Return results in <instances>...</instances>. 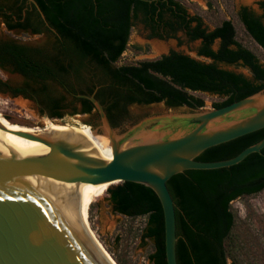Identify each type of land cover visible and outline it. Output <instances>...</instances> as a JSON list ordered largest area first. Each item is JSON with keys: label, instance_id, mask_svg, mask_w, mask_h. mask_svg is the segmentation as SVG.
Instances as JSON below:
<instances>
[{"label": "trees", "instance_id": "1", "mask_svg": "<svg viewBox=\"0 0 264 264\" xmlns=\"http://www.w3.org/2000/svg\"><path fill=\"white\" fill-rule=\"evenodd\" d=\"M34 2L53 31L54 42L40 54L30 53L12 41L0 42V68L2 61L10 63L9 72H17L23 79L14 93L28 89L50 118L77 112L97 116L90 101L74 93H93L115 127L126 115L128 105L161 102L169 108L197 109L203 106V100L192 92L198 91L216 95L218 99L210 106L217 108L264 87V62L237 37L230 20L222 18L207 29L201 16L189 13L180 0ZM256 4L258 14L240 5L235 15L246 35L264 52V0ZM134 22H142L151 30L149 36L160 39L177 31L188 40L200 39L195 53L207 61L169 50L153 59L114 65L125 49ZM86 58L98 64L107 78L98 77L96 83L88 81L91 70L84 64ZM220 63L241 66L249 75L225 69ZM2 86L6 82L0 79V90ZM77 103L80 109L75 108ZM5 121L11 123L4 117L0 119L1 124L11 126ZM21 127L30 131L27 126ZM263 134L264 128L246 133L204 149L195 159L229 158ZM260 151L230 166L186 169L166 180L174 209L176 264H237L230 236L235 217L230 202L264 189V146ZM105 192L113 211L143 219L139 238L152 241L147 260L166 264L162 211L154 192L130 181L108 185ZM116 263L124 264L118 259Z\"/></svg>", "mask_w": 264, "mask_h": 264}, {"label": "water", "instance_id": "2", "mask_svg": "<svg viewBox=\"0 0 264 264\" xmlns=\"http://www.w3.org/2000/svg\"><path fill=\"white\" fill-rule=\"evenodd\" d=\"M72 95L93 105L98 122L93 132L106 137L110 158L93 150L79 125L50 118L45 110L44 119L63 128L33 133L0 126L44 146L39 153L22 154L0 139V264H110L69 201L79 185L121 181L142 184L156 195L165 263L176 264L174 209L166 180L186 169L233 165L264 146L263 134L229 158L195 159L208 147L264 128V87L217 108L165 109L122 128L110 124L93 93Z\"/></svg>", "mask_w": 264, "mask_h": 264}, {"label": "rangeland", "instance_id": "3", "mask_svg": "<svg viewBox=\"0 0 264 264\" xmlns=\"http://www.w3.org/2000/svg\"><path fill=\"white\" fill-rule=\"evenodd\" d=\"M180 1L186 6L189 13H198L201 16L203 25L208 29L222 18L229 19L235 28L237 37L255 52L260 62H264V52L246 35L235 15V11L240 5H246L258 14L259 9L256 4L258 0ZM207 3H210V5H207ZM4 35L20 41H31L33 39L26 34L12 36L10 33L5 32L0 25V36ZM154 43L162 44L164 49L155 50ZM197 46L198 42L196 40H188L179 31L164 39L149 37L142 25L134 22L130 28L125 49L114 65L133 64L140 60L153 59L168 50H174L195 59L207 61V59L195 56L194 52ZM219 66L240 72L246 76L249 75L247 69L241 66L230 64H219ZM0 79L11 83L20 81L15 73L1 70ZM192 94L203 100V106L197 109H209L211 108L210 104L218 99L216 95L207 92L197 91L192 92ZM165 109L190 110L185 106L169 108L161 102L149 105L132 104L126 106V115L115 127H125L143 116L161 112ZM1 116L14 124L31 127L35 133L42 132L51 125L44 119L43 113L38 112L33 102L18 95H10L4 90H0ZM56 120L72 122L84 129H93L98 123L95 115L90 119L85 115L66 114ZM106 187L107 185L100 190L99 194L88 205L82 208L81 224L84 228H87V231L89 230L99 249L112 264H117L116 259L124 264H149L146 254L150 251V242L142 240L138 235L139 229L143 225V219L141 217L130 218L113 211L106 200ZM230 206L235 213L230 236L234 241V258L237 264H264V189L256 194L234 199L230 202ZM230 260L228 257L227 263Z\"/></svg>", "mask_w": 264, "mask_h": 264}, {"label": "flooded vegetation", "instance_id": "4", "mask_svg": "<svg viewBox=\"0 0 264 264\" xmlns=\"http://www.w3.org/2000/svg\"><path fill=\"white\" fill-rule=\"evenodd\" d=\"M18 12H19V16L17 17L16 15ZM138 23L142 25V27L147 32V35L149 36V33L151 32V30L148 27L144 26L142 22H138ZM0 25L3 27L5 32L10 33L12 36L14 35L16 36L17 34H26L28 36H31V38H33L32 39L33 41L32 40L31 41H20V40L11 38L7 35L0 36V42L12 41L17 45L23 46L30 53H35L36 51H39V54L42 53L44 49L46 50L47 48H50L49 46L55 40V35L53 31L47 25L43 16L40 15L35 5L29 2L28 0H25V1L24 0H0ZM7 27H10V28H7ZM149 37L157 38L154 36H149ZM157 39H160V38H157ZM161 39H164V38H161ZM195 40H198L197 42L199 45L200 39H195ZM213 45H214L213 48H215L216 43H214ZM198 57H202V56H198ZM2 64H3L2 65L3 68H0L1 71H5L8 73H15L20 78V81L17 83H11V82L5 81L6 86H2V90H4L10 95H15V96L18 95L24 99H28L36 105L37 103L35 102L34 96H32V94L30 93L28 89H25L22 92L14 93L13 89L20 87L22 85V82H23L22 76L17 72H9V69L12 68V65L10 63L2 61ZM84 64L89 70H91L90 78H88V81L90 80L91 82L92 80L93 83H96L97 81L96 78L103 77L104 79V77H106L104 75V71L102 70V68L95 62L90 61L89 59L86 58L84 59ZM220 64H223V63H220ZM116 66H119V65H116ZM75 108L80 109L81 108L80 104L78 103L75 104ZM37 109H39V107H37ZM41 109L43 113V110L45 109L42 106H41ZM74 114L85 115V116H88L90 119L92 118V116H94L92 113L88 114V113H83V112H80V113L77 112ZM149 242H150V247H151L149 252H151L152 251V241H149ZM149 264L151 263L149 262Z\"/></svg>", "mask_w": 264, "mask_h": 264}, {"label": "bare ground", "instance_id": "5", "mask_svg": "<svg viewBox=\"0 0 264 264\" xmlns=\"http://www.w3.org/2000/svg\"><path fill=\"white\" fill-rule=\"evenodd\" d=\"M154 48L157 51L164 49L163 45L158 44V43H154ZM5 123H8L12 127L3 125L1 123H0V126L7 128V129H10V130H22V131H28V132L35 133L34 130L29 128V127H27V128L30 129L31 131H29L27 129H23L24 127H21V125L12 124V122L9 123V122L5 121ZM48 123L51 125L46 130H43L42 132L51 131V130L57 129V128H63V127H58V126L54 125L53 123H50V122H48ZM20 124H22V123H20ZM22 125H25V124H22ZM29 126H31V125H29ZM32 126H34V125H32ZM79 129L81 130L79 133H81L85 137V139L87 140L89 145L93 148V150L99 156L106 158V159L110 158V148H109V145H108V142H107V139L105 136H103L101 134L99 135V134L94 133L93 132L94 128L93 129H84V128L79 127ZM0 139H2L4 141L12 144L13 146H15L22 154L39 153V152L43 151V149H44L43 144H41L37 141L27 139L25 137H22L20 135H17V134L8 132V131H5L3 129H0ZM105 185L108 186L109 184L104 182V183L84 184V185L77 186L71 194L72 200H71V203L69 201V205L70 206L72 205L74 208H76V210L80 212V216H81L82 208H84L86 205H88L89 202L94 197H96V195L99 194L100 190L104 189ZM64 192H66V191H64ZM82 223H83V218H82ZM109 263L112 264L110 261H109Z\"/></svg>", "mask_w": 264, "mask_h": 264}]
</instances>
